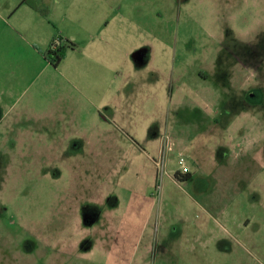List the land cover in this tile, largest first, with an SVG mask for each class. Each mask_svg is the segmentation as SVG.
<instances>
[{
    "label": "rangeland",
    "instance_id": "obj_1",
    "mask_svg": "<svg viewBox=\"0 0 264 264\" xmlns=\"http://www.w3.org/2000/svg\"><path fill=\"white\" fill-rule=\"evenodd\" d=\"M81 1L0 0V264H264V0Z\"/></svg>",
    "mask_w": 264,
    "mask_h": 264
},
{
    "label": "crops",
    "instance_id": "obj_2",
    "mask_svg": "<svg viewBox=\"0 0 264 264\" xmlns=\"http://www.w3.org/2000/svg\"><path fill=\"white\" fill-rule=\"evenodd\" d=\"M81 1V0H80ZM114 1H117V0H82L81 1V4H84V7H82V13L87 17H90V18H93V16H98L99 17V13L100 12H105L106 11V8H109V7H107L106 5H113L114 3L115 4H118V3H120V1L119 2H114ZM119 6V8H120V5H118ZM118 8V7H117ZM91 14V15H90ZM103 22H105V26H106V24H107V22L108 21H106V20H104ZM94 37V36H93ZM99 39V38H98ZM64 42H67L66 40L64 41ZM96 43H97V39H94V45H96ZM49 46V45H48ZM75 47V46H74ZM74 47L72 48V49H68L69 51H70V53H72V51L74 50ZM87 53H89V55L87 54H84V56H83V62L85 63V64H88V63H93V62H95L94 60H95V58L93 57V55L92 54H90V53H94V51H92V47L90 48H88L87 47ZM91 50V51H90ZM96 52H98V53H100V52H102V50H99V48H97L96 47V49H94ZM68 51V52H69ZM60 64V63H59ZM58 64V65H59ZM50 66H51V64H50ZM54 69L55 68H57V67H53ZM9 109H12V108H9ZM10 111L8 110L7 111V113H9ZM17 119H19V117H17L15 120H17ZM14 122H18V121H14ZM23 130V129H22ZM17 131H19V132H21V130L20 129H18ZM6 132H7V130H6ZM8 132H12V130H9L8 129Z\"/></svg>",
    "mask_w": 264,
    "mask_h": 264
},
{
    "label": "trees",
    "instance_id": "obj_3",
    "mask_svg": "<svg viewBox=\"0 0 264 264\" xmlns=\"http://www.w3.org/2000/svg\"><path fill=\"white\" fill-rule=\"evenodd\" d=\"M30 1V2H29ZM38 1V0H37ZM21 3H24L26 5H28L31 9L38 11L39 9L37 8V6L33 3H31V0H22ZM60 41V40H59ZM66 45H61V44H57L55 42V40H52L48 46V49L46 51V58H48V62L53 66V67H57L58 64L62 61V59L64 58L65 52L67 49H72L75 45L70 43V42H65ZM174 177L176 179L185 181L188 180L191 175L189 173L186 174H179L178 172L174 173Z\"/></svg>",
    "mask_w": 264,
    "mask_h": 264
},
{
    "label": "built area",
    "instance_id": "obj_4",
    "mask_svg": "<svg viewBox=\"0 0 264 264\" xmlns=\"http://www.w3.org/2000/svg\"><path fill=\"white\" fill-rule=\"evenodd\" d=\"M177 164L180 168V171L178 172L179 174L183 175L189 173V169L184 165V158L182 156H179Z\"/></svg>",
    "mask_w": 264,
    "mask_h": 264
}]
</instances>
